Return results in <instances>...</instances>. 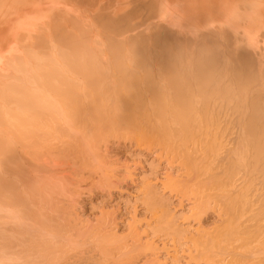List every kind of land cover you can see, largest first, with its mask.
I'll list each match as a JSON object with an SVG mask.
<instances>
[{"label": "rangeland", "instance_id": "1", "mask_svg": "<svg viewBox=\"0 0 264 264\" xmlns=\"http://www.w3.org/2000/svg\"><path fill=\"white\" fill-rule=\"evenodd\" d=\"M137 1L113 0L115 5L112 14L129 13ZM144 1H153L155 7H161L159 9L161 14L154 18L158 19L161 15L159 21L152 18L155 22L169 24L167 20H171V17L169 18L165 13L173 11L174 14H179L178 27L169 24L173 31L179 27L185 30L189 23L194 26L201 25L199 27L201 30L203 23L209 21L212 22L209 23L210 27L211 25L216 27L222 22L220 17L222 8L232 9L234 5L237 6L235 0ZM226 1L228 5H223L222 2ZM248 1L251 5L247 18L264 26V0ZM103 2V0H97V3H92L91 0H0V138L9 139L8 142L1 144L0 172L3 173L1 168L4 167L3 179L14 184L12 192H5L8 195L4 193L0 195V264H225L226 262V264H243V259L250 258V255L254 259L250 258L249 262L247 261L249 259H246L244 263L264 264V253H261L264 252V242H262L264 233L260 235V229L256 231L263 227L260 232H264V216L257 218L254 216L259 207L262 206L261 208L264 209V204L261 202L264 193L260 197L262 190L259 191L264 179H261V176L259 179L254 177L258 184L254 181L253 186L250 185L251 189L246 188L247 192L251 193H247L246 201L249 200L243 210L245 211L247 204L251 202L249 208L251 213L254 212L249 216L248 208L247 212L242 211L244 218L248 215L247 220L246 218L245 221L243 220L246 224H242V216H236L237 218L234 219L225 206L228 197L237 195L244 188L242 186L249 183L247 173L242 169L235 170L236 173L238 170L240 172L238 171L237 174L234 172L237 177L232 176L229 179L230 183L225 178V160H228V156L231 158L237 150L235 142H238L236 137L238 127L234 117L231 116L233 123L228 133L218 138L219 144L216 145H219L218 149L216 146L215 150L213 146L210 147L211 154L214 151L215 153L208 155L210 152L206 150L205 143L200 146L201 149L196 143H192V140L183 142V146H178L174 144L175 140V143H181L179 140L182 137L178 138V136L169 137L171 139L162 137L164 140L157 137L161 139L160 142L164 141L160 143L158 139L156 141L149 136L137 134L136 130L126 123L110 122L107 117L104 118L107 120L98 121L97 125L84 122L82 120L85 117H77L70 110L72 105H67L66 99L62 100V97L60 100L51 88L48 89L46 86V89L40 80V74L34 71L37 65L41 71H46L55 58L58 73L65 72L70 78L74 77L72 80L80 86L84 84L82 75H77L65 64L68 54L66 53L65 59L59 56L64 43L60 38L72 34V28L88 29L82 30L79 42L76 44L86 46V49H82L83 54L77 57H97L101 62L103 61V65H105L104 61L107 62L106 65L108 64L110 56L106 48L111 42H108L109 37L103 33L94 14L98 10V5ZM133 22L136 23L135 19ZM182 28L179 30H183ZM260 38L258 43L263 48L264 36ZM182 39L171 38L173 43L170 44L182 45L180 42ZM125 45L124 43L123 46ZM224 47L221 45L220 48L224 50ZM101 51L105 53L100 54ZM262 63L264 64L263 61ZM28 70L34 72L30 71L27 74ZM32 77L36 81H32ZM22 79L23 83H21ZM40 82L42 84H38ZM57 83L55 82L56 85ZM18 86L19 90L24 87L26 90L29 89L32 97L28 91L27 93L31 98L38 97V103L43 107L40 109L43 111L38 116L31 117L30 107L27 106L26 120L12 118L15 112L13 106L23 100L20 96L26 95L25 92L19 94ZM59 86L58 83L56 87ZM41 89L45 91L44 94ZM35 91L37 93L40 91L41 95L33 96ZM57 91L59 92V89ZM86 92L85 88L80 92L79 104L85 103L92 95L91 91L88 94ZM26 97L27 95L24 98ZM8 143L12 144L14 152L6 148ZM4 156L10 158L13 164L6 162ZM190 160L193 164L194 161H199L200 164L207 160L209 164L197 169L199 172L195 173L197 166L192 168L194 166L191 165ZM210 171L216 173L213 175L219 181L217 178L212 180L213 175ZM220 171L224 172L223 175L221 174L224 177L219 175ZM208 177H211V181H215L217 186ZM238 178L241 184L237 181ZM245 178L248 180L243 182ZM233 184L234 186L231 187ZM237 185L240 187L237 188ZM228 186L230 187L227 188ZM222 188L225 192L227 190L226 193L230 196L225 195ZM254 191L257 193L255 198H252ZM223 196L224 201L221 200ZM254 200L256 201L252 202ZM251 207L254 208L251 210ZM228 217L235 224L241 220L239 226L236 224L238 226L236 229L240 230L241 227L248 226L247 229L244 228L247 231L242 228L244 232L242 234L241 230L235 229L232 231L235 235H228L224 231L218 232L219 227L224 225ZM249 217L252 218L249 220ZM237 219L238 221H235ZM256 219H259L258 223L254 222L257 221ZM260 222L263 224H259ZM250 223L255 230L251 228ZM200 230L204 235L199 233ZM208 232L210 235L206 234ZM216 232H218L216 234L218 243H214ZM244 234L250 237V242L244 241ZM239 235L243 236V239ZM207 237V242H203ZM227 237L229 239L231 237V240L229 241ZM234 238L236 241L239 238V243L238 241L235 243ZM224 239L225 242H231V245L225 243ZM255 239L259 243L253 241ZM241 240L243 243L240 242ZM223 243L226 245L222 246ZM248 243H253L252 247ZM215 244H220L222 247L218 245V248ZM202 245L207 249L209 245L210 251L203 249ZM242 245L244 246L241 247ZM260 245L263 246L262 249ZM211 246L214 253L218 252L213 254ZM247 246L251 248L248 249V253H244L243 251H247L244 247L248 248ZM252 248L256 252L259 249L260 251L256 253L254 250L251 251ZM254 253L262 255L257 257ZM233 255L240 257H237V261L242 263H238ZM259 257L263 259V263Z\"/></svg>", "mask_w": 264, "mask_h": 264}, {"label": "bare ground", "instance_id": "2", "mask_svg": "<svg viewBox=\"0 0 264 264\" xmlns=\"http://www.w3.org/2000/svg\"><path fill=\"white\" fill-rule=\"evenodd\" d=\"M103 1V4L98 5V10L94 14L96 16L98 24L102 28L103 33L105 34V36L109 37V39H107L108 42H111L107 45L106 48L107 54L110 56L108 64L106 65L107 62L104 61L105 65H103V61L101 62L97 57H77L78 55L83 54L82 49H86V46H77L76 44L79 42L82 32L87 31L88 29L83 28L79 30L78 28H72V34L60 38V40L64 43L62 44L63 47L59 52V56H61L60 58L65 59L68 54V58H66L65 64L77 75H82L84 84L80 86L76 83V81L74 82L72 80V78L74 77L70 78L65 72L58 73L55 67L57 59L55 58L49 64L50 68H48L46 71H41L38 65L34 68L36 74H40L41 82H43L45 88L46 86L48 89L51 88L52 91L57 94L60 100L61 97L62 100L66 99L65 103L69 106L72 105V107L70 106V110H72L77 117H85L82 120L84 122L88 121L93 125H97L99 123L98 121L108 119V121H114L117 124L126 123L132 129L134 128L137 134L142 136H149L153 140L156 139V141L158 138L162 139V137H165L166 139L175 136H178V138L182 137L183 139L181 138V140H179L181 142H179L180 144L175 143L176 140L174 138V144L178 146H183V142L192 140V143H196L197 147L199 146V148L201 149V147L205 143V145L207 144V146L204 145L206 150L210 152V154L208 153V155H212L213 153H215L214 150L216 147V149H218L219 145L216 146L217 144H219L218 138H220V136H223L224 133H228L229 128L232 127L233 123V119L231 118V116L234 117L235 124L238 127V133H236L238 135L236 136L238 137V142L234 141L235 143H237V150L235 151V153L233 152L235 150L234 147H236L234 146L232 150L234 154L231 153L232 157L230 158L228 156V160H225V178L228 182L229 179L232 178V176H235L234 172L236 169H242L245 170V173H247L246 176L249 179V183H247V185L245 186H242L244 188L242 189L241 187L242 190H240L238 194L236 192L237 195L230 196V194H228L230 197H228L225 206L226 209H228L227 212H231V215L232 217L234 216V219L236 216H242V211H244L243 209L245 208V205L249 200L247 198L248 200L246 201V197L248 196L247 193L249 192H247L246 188L251 189L250 185H252L254 181H257L254 180V177L259 179L261 176V179H264V64L262 63V61L264 62V47L261 48V45H259L258 43V39L261 36H264V26L261 23L247 18L251 2L248 0H235L237 6L234 5L232 9L223 7L222 12H220L222 22L221 24H217L216 27L215 25H211L212 27H210V24L212 22L209 21L210 24L208 22L203 23L201 30L199 28L201 27V25L194 26L193 24L189 23L187 26L188 28H186L185 30L182 27L179 28H182L183 30H179V28L175 27L176 29L173 28L175 29V31H173L172 28L169 27V24L177 26L179 14H174L173 11L166 12L165 14L169 18L171 17V20H167V22L170 23L164 24L161 22H157L159 21L161 15L158 19L154 18L161 14L159 11L161 7H155L152 3L153 1L147 2L144 0H138L136 2V5L133 6V9L129 13L121 12L118 15L112 14V8L115 5L113 4V0ZM91 2L97 3V0H91ZM222 4L228 5V2H222ZM163 11L161 10V12ZM211 13L213 12L211 11ZM152 18L157 21H153ZM133 19H135L136 23L133 22ZM204 30L207 31L205 32ZM177 37H179V40L183 38L182 41H180L182 42V45H177V43L176 45L170 44V42L172 41L171 38L176 39ZM123 40L124 42H122ZM124 43L127 46H123ZM221 45L225 46L224 50L220 48ZM104 53L105 52L101 51L100 54ZM30 71L28 70L27 74H29ZM25 74L26 73H24V75ZM30 76H32V73H30ZM29 79L30 78H28V80ZM33 79L34 78L32 77V81H36ZM22 81L23 79L21 80V83H23ZM37 82H39V80ZM41 82L38 84H42ZM55 82H58L60 84L58 88L56 87L58 83L56 85ZM52 83H54L56 86H54V84L52 85ZM19 86L18 90L21 87ZM44 86L43 89H45ZM84 88L87 89L86 94L91 91L92 95L89 96L85 103L79 104L78 97L80 92ZM58 89L60 93L57 91ZM27 91L28 93H30V90H26L25 87L19 90L20 95L24 94L23 92H25L27 97L24 98L26 95H23L24 97L20 96V99L23 98V100L21 99L19 102L16 101L18 104L13 106L15 108V112L12 114V118H20L22 120H26L25 107L27 106L30 107L31 117H36L43 111L40 110L43 107L40 106L41 103H38V97L37 99L31 98L32 92L30 93V97ZM44 92L45 91L43 90V94ZM36 94L41 95L40 91L38 93L37 91H35V93L33 92V96L36 97ZM7 95L8 94H6V96ZM13 99L15 100V98ZM67 100L71 103L69 104ZM63 102L61 101V103ZM83 106L84 108H81ZM36 110L39 112H37ZM105 117H107V119H104ZM231 139H233V137H231ZM160 140L158 139L159 142ZM8 141V138H0V149L2 147L1 144H4ZM162 142L164 141H161L160 143ZM231 143L233 142L231 141ZM182 146H180L181 149H183ZM212 146L214 152H212L211 154L212 149L210 147ZM6 148L14 152L12 144L8 143ZM219 149H221V147ZM188 156L191 157V155ZM190 157H188V160L190 159ZM4 158L6 162H11L13 164L10 158L6 156H4ZM186 159L187 157L184 159L185 162ZM206 161H204V165V162H200V164H202L200 165L199 161H194V164L191 161V165L193 164L192 166H194H191L192 168H195L197 166L195 173L199 172L197 171V169L209 164ZM189 164L188 166H190ZM191 167H189L190 171ZM1 171L4 173V167L1 168ZM220 172L221 173H219V175L224 174V172ZM3 173L0 172V195L1 193L8 195V193L5 192H12L11 190L14 187V184L11 181L4 180ZM211 173L212 175L216 174L214 172ZM242 173L243 172H241V174ZM214 175L212 180H214L215 178ZM221 176H219L220 179ZM243 176L245 177V175ZM211 177H208L210 181ZM244 177L240 178L244 179ZM240 178H238L237 181L240 182ZM248 179L242 181L245 182ZM222 181L220 180V182ZM226 181L225 183H227ZM260 181L261 180H258V182ZM213 183L215 184L216 182L214 181ZM261 184L262 188L259 191L262 190V193L260 197L264 193V182ZM238 185L237 188L240 187H238ZM230 186H228L227 188H229ZM233 186L234 184L231 187ZM253 190L254 188L252 189V191ZM219 191L220 190H218V192ZM224 192L222 193L224 194ZM226 192L228 191L226 190ZM233 193L235 192L233 191ZM253 193L254 197L252 198H255V194L257 192L255 193L254 191ZM259 194L257 195L259 196ZM225 195H227V193ZM224 196L223 198H221V200L223 199L222 201H224ZM16 198H18V195ZM256 200L252 202H255ZM258 200L260 201V199ZM261 202L264 204V196L261 197ZM222 204L224 203L222 202ZM249 204H247V208L250 212L249 216H251L250 214H253L254 212L251 213L252 211H250ZM223 206L221 207L223 208ZM261 207H257L258 210L254 214L255 218L261 215L264 216V209H262L263 207ZM252 208L254 207H251V210ZM246 209L245 211L247 212ZM226 215L228 216L229 214ZM247 216L248 215H246L245 218ZM242 217L243 219L239 218V220L241 219L242 221H245L244 216ZM161 218L160 221H162ZM251 218L252 217H249V220ZM225 220L224 225H222V227H219V231L218 229L216 231H224L228 233V235H235V232L232 231H235V229L239 226L238 224L241 223V220L238 224L236 222L238 226H236L234 221L229 217ZM258 220L254 222L258 223ZM235 221H238V219ZM244 221L242 222V224L245 223ZM261 221L263 220L261 219ZM259 224L262 225L263 223L260 222ZM254 226H256V223H254ZM246 227L244 228L247 229ZM242 228L243 227H241L240 229L241 231L239 229L236 230H239L243 234L244 232L242 231ZM244 228L243 230L245 231ZM262 228L263 227L258 229L256 228V231H258L259 229L261 230ZM249 230L251 231V229ZM249 230L248 232H250ZM260 230L259 233L261 235L264 232H260ZM202 231L204 230L202 229ZM202 231L200 230L199 233L204 235V232L202 233ZM256 231L255 233H257ZM218 232H216L215 235L218 234ZM199 233L197 236H199ZM226 233H224V237L227 236ZM206 234H209V232ZM244 235V241H249L250 237H248L247 234ZM257 236L259 235L257 234ZM224 237H222V239ZM242 237L241 239H243ZM196 239L198 240V238ZM215 239L216 242L214 243H218L217 241L219 239L217 240V235L215 236ZM206 240H208V237L207 239L205 238L203 242L206 243ZM230 240L231 237L229 241ZM237 241L235 243H237ZM253 241H256V239ZM240 242H242V240ZM262 242L264 241L262 240ZM225 243H223L222 246H224ZM229 244L231 245V242ZM252 244L250 245L251 247ZM218 245L221 246L220 244H215L216 247H218ZM261 245L260 249H262L263 247H261ZM204 246L202 245L203 249L209 250V245L207 246L208 249ZM243 246L244 245H242L241 247ZM247 247L248 248L244 247L245 250L247 249V251H243L244 253H248V249L251 248L249 246ZM239 248L240 247H238V249ZM240 249L242 250V248ZM254 249L252 248L251 251ZM211 250H213V248ZM217 252L218 251H216L215 253ZM215 253L213 250V254ZM236 255L233 256L236 257L234 258L237 261L238 256ZM245 255L247 256V254ZM255 255L256 254L254 253V256ZM259 255L260 253H258L256 256L258 257ZM257 257H255V259ZM250 258H253V256L251 257L250 255ZM250 258L247 257L243 259V264H246L244 263L246 259H249L247 260L249 262ZM260 259L258 260L260 261ZM261 261L263 263V259H261ZM261 261L259 263H261ZM237 262L242 263V261Z\"/></svg>", "mask_w": 264, "mask_h": 264}]
</instances>
